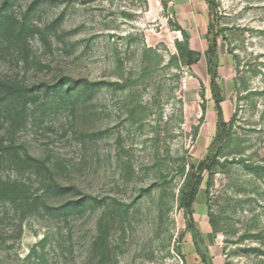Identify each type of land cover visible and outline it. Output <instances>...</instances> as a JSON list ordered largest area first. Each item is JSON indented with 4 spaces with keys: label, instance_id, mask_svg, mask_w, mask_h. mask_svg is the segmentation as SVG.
I'll use <instances>...</instances> for the list:
<instances>
[{
    "label": "rangeland",
    "instance_id": "1",
    "mask_svg": "<svg viewBox=\"0 0 264 264\" xmlns=\"http://www.w3.org/2000/svg\"><path fill=\"white\" fill-rule=\"evenodd\" d=\"M176 2L0 0L18 93L0 84V264H204L178 196L216 129L210 22L230 132L193 224L213 264H264V0H215L204 20Z\"/></svg>",
    "mask_w": 264,
    "mask_h": 264
},
{
    "label": "trees",
    "instance_id": "2",
    "mask_svg": "<svg viewBox=\"0 0 264 264\" xmlns=\"http://www.w3.org/2000/svg\"><path fill=\"white\" fill-rule=\"evenodd\" d=\"M206 2L208 3L209 6L210 15H213L217 6L215 0H206ZM176 30L180 32L182 38L184 39L183 49L178 47V50L181 49L180 53L186 59L185 64L189 66L195 64L200 58V53L189 46V36L181 26L178 25L176 27ZM221 31H222L221 28L219 29V31H216L215 24L213 22H210L208 24L207 32H206L207 41H208V46L206 50V64H207V71L210 76L209 88L214 102V108L216 111L215 134L209 146V155L196 165L194 164L188 165V171L180 187V192L178 196V205L183 209V212L190 223V230L194 238V245L196 252L200 255L204 264H213V263L208 254L206 246L202 244V240L199 237V233L193 224L194 223L193 204L199 186L203 181L204 175L208 174L211 168L217 163L218 153L221 150L225 140L228 138L230 132L229 124H227L223 120V113L221 106L222 97L217 82L215 80V67L217 65V38L220 35ZM180 42L181 41L178 40V44ZM0 84L3 87L7 88V91L5 92V95L7 97L9 96L13 99L15 98L14 96L18 94L17 91L15 90L17 84H11L9 82H5L2 80H0ZM200 96L203 99V94H200ZM201 110H202V115H201L202 118L206 112L204 100L201 104ZM2 147L7 150L6 148L7 146H2Z\"/></svg>",
    "mask_w": 264,
    "mask_h": 264
},
{
    "label": "crops",
    "instance_id": "3",
    "mask_svg": "<svg viewBox=\"0 0 264 264\" xmlns=\"http://www.w3.org/2000/svg\"><path fill=\"white\" fill-rule=\"evenodd\" d=\"M177 2H178V5H176L175 8H178L180 10H183V9L184 10H187L192 5V0H177ZM177 2H176V4H177ZM193 2H195L199 6V9H200V18L202 20H204L206 18V16L208 17V15L210 13H209V6H208V3L206 2V0H193ZM179 12H180L179 10H178V12H176L178 25L181 26L186 31V29L184 27L187 26V25L186 24H183L184 21H185V19H181ZM208 24L209 23H207V25ZM187 31L190 33V35L192 34V32H190V29H187ZM192 36H193V34H192Z\"/></svg>",
    "mask_w": 264,
    "mask_h": 264
},
{
    "label": "built area",
    "instance_id": "4",
    "mask_svg": "<svg viewBox=\"0 0 264 264\" xmlns=\"http://www.w3.org/2000/svg\"><path fill=\"white\" fill-rule=\"evenodd\" d=\"M184 75H187V71L186 70L184 71Z\"/></svg>",
    "mask_w": 264,
    "mask_h": 264
}]
</instances>
